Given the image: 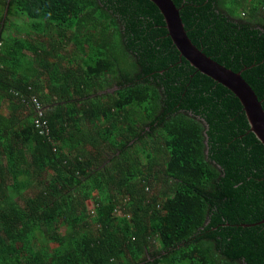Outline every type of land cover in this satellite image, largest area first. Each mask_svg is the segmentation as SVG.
Wrapping results in <instances>:
<instances>
[{"label": "trees", "instance_id": "obj_1", "mask_svg": "<svg viewBox=\"0 0 264 264\" xmlns=\"http://www.w3.org/2000/svg\"><path fill=\"white\" fill-rule=\"evenodd\" d=\"M171 1L264 110V0ZM0 264H264V143L152 0H0Z\"/></svg>", "mask_w": 264, "mask_h": 264}, {"label": "water", "instance_id": "obj_2", "mask_svg": "<svg viewBox=\"0 0 264 264\" xmlns=\"http://www.w3.org/2000/svg\"><path fill=\"white\" fill-rule=\"evenodd\" d=\"M160 9L169 35L176 46L193 66L230 88L241 99L251 130L264 143V110L254 91L242 78L240 72L222 66L201 52L187 37L178 8L171 0H152Z\"/></svg>", "mask_w": 264, "mask_h": 264}, {"label": "built area", "instance_id": "obj_3", "mask_svg": "<svg viewBox=\"0 0 264 264\" xmlns=\"http://www.w3.org/2000/svg\"><path fill=\"white\" fill-rule=\"evenodd\" d=\"M37 107H40V105L39 106H37ZM41 108V107H40ZM43 118V116H42V113L40 112V113H38L37 114V116L35 117V123L38 125V126H40V132L41 133H48V127L46 126V120L44 119H42Z\"/></svg>", "mask_w": 264, "mask_h": 264}, {"label": "rangeland", "instance_id": "obj_4", "mask_svg": "<svg viewBox=\"0 0 264 264\" xmlns=\"http://www.w3.org/2000/svg\"><path fill=\"white\" fill-rule=\"evenodd\" d=\"M2 110H3V112H6V107H5V108H3ZM87 204H89V202H87Z\"/></svg>", "mask_w": 264, "mask_h": 264}]
</instances>
